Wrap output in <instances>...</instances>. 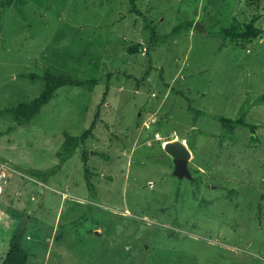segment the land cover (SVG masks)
Returning a JSON list of instances; mask_svg holds the SVG:
<instances>
[{"label": "rangeland", "instance_id": "rangeland-1", "mask_svg": "<svg viewBox=\"0 0 264 264\" xmlns=\"http://www.w3.org/2000/svg\"><path fill=\"white\" fill-rule=\"evenodd\" d=\"M253 18L264 0H0V111L43 93L32 73L84 82L0 115V264L24 220L28 264H264V38L220 34ZM241 114L258 140L217 119ZM66 131L86 144L56 169Z\"/></svg>", "mask_w": 264, "mask_h": 264}, {"label": "trees", "instance_id": "trees-1", "mask_svg": "<svg viewBox=\"0 0 264 264\" xmlns=\"http://www.w3.org/2000/svg\"><path fill=\"white\" fill-rule=\"evenodd\" d=\"M257 18H253L246 25L241 26L238 23H234L229 29H222L220 34H225L227 37H231L235 40H254L257 38H264V30L256 25ZM189 22H183L174 28V31H177L184 26H189ZM142 49V45L138 44L136 46H130L128 51L131 54H135L136 52ZM32 80L36 81L42 79L46 82V88L43 93L34 99L31 102H21L16 107L5 108L0 111V115L9 114L11 115L17 126H23L29 122H32L41 112L45 105L51 102V100L56 95L57 91L62 87L66 86H77L81 87L84 85V82L74 79L68 75H56L50 70H47L43 75H38L32 73ZM194 111V110H192ZM200 112H198L199 114ZM222 126L226 129L234 130L237 127H248L252 131V140H258L257 136V126L254 124H249L245 119V115L241 114V116L237 119L220 117L217 118ZM13 127L8 128V131H12ZM87 139L86 135H74L68 131L64 133V142L62 146L57 151V157L60 160V164L56 167L58 169L62 164L68 161L77 151L79 147H85V140ZM84 163L86 167V173L89 174L88 168V155L89 151L85 150L84 152ZM33 174H36L34 172ZM87 184L89 189H92V183L90 179L87 180ZM29 221L24 220L16 228L12 231L10 240L8 242L9 251L4 258L1 264H28L30 259V253L24 247L23 241L28 232Z\"/></svg>", "mask_w": 264, "mask_h": 264}, {"label": "water", "instance_id": "water-1", "mask_svg": "<svg viewBox=\"0 0 264 264\" xmlns=\"http://www.w3.org/2000/svg\"><path fill=\"white\" fill-rule=\"evenodd\" d=\"M194 28L196 30H204V26H202L200 23H196ZM165 151L171 156L173 160V175L180 180L187 179L193 181L194 176L190 166L192 152L190 149L183 142L176 140L166 143Z\"/></svg>", "mask_w": 264, "mask_h": 264}, {"label": "built area", "instance_id": "built-area-1", "mask_svg": "<svg viewBox=\"0 0 264 264\" xmlns=\"http://www.w3.org/2000/svg\"><path fill=\"white\" fill-rule=\"evenodd\" d=\"M4 178H5V174H0V184L3 183L4 181Z\"/></svg>", "mask_w": 264, "mask_h": 264}]
</instances>
